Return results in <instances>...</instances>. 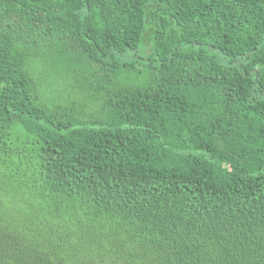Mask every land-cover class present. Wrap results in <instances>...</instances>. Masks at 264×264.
<instances>
[{"label": "trees", "instance_id": "obj_1", "mask_svg": "<svg viewBox=\"0 0 264 264\" xmlns=\"http://www.w3.org/2000/svg\"><path fill=\"white\" fill-rule=\"evenodd\" d=\"M0 264H264V0H0Z\"/></svg>", "mask_w": 264, "mask_h": 264}, {"label": "rangeland", "instance_id": "obj_2", "mask_svg": "<svg viewBox=\"0 0 264 264\" xmlns=\"http://www.w3.org/2000/svg\"><path fill=\"white\" fill-rule=\"evenodd\" d=\"M55 68H56L55 70L53 69V70L47 72L48 78H47V84L45 87V95H46L45 100L48 103H52V102L67 103L65 101V98L68 99L67 91H68L69 87H66L65 83H63L61 81L59 82L62 72L60 71L58 66H55ZM58 84H59V86H58ZM56 86H58L60 89L59 92H57V93H55ZM60 93L63 95V97H65V98H61V101L57 100V98H56V96L59 95Z\"/></svg>", "mask_w": 264, "mask_h": 264}]
</instances>
